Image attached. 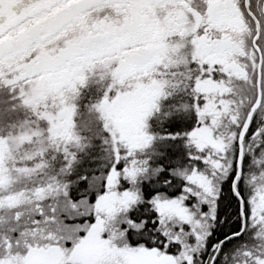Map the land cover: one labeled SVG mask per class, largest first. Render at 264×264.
<instances>
[{
	"label": "snow or ice",
	"instance_id": "6c2138e0",
	"mask_svg": "<svg viewBox=\"0 0 264 264\" xmlns=\"http://www.w3.org/2000/svg\"><path fill=\"white\" fill-rule=\"evenodd\" d=\"M0 264H264V0H0Z\"/></svg>",
	"mask_w": 264,
	"mask_h": 264
}]
</instances>
